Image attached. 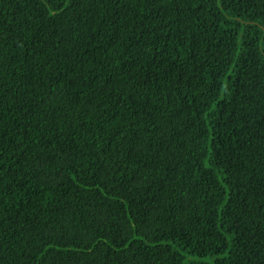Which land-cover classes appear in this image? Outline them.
<instances>
[{"label":"trees","instance_id":"16d2710c","mask_svg":"<svg viewBox=\"0 0 264 264\" xmlns=\"http://www.w3.org/2000/svg\"><path fill=\"white\" fill-rule=\"evenodd\" d=\"M0 264H264V0H0Z\"/></svg>","mask_w":264,"mask_h":264}]
</instances>
